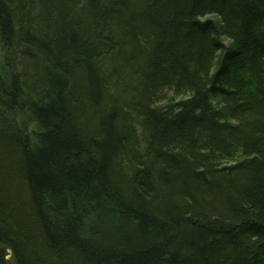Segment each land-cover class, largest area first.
I'll list each match as a JSON object with an SVG mask.
<instances>
[{
  "label": "trees",
  "instance_id": "trees-1",
  "mask_svg": "<svg viewBox=\"0 0 264 264\" xmlns=\"http://www.w3.org/2000/svg\"><path fill=\"white\" fill-rule=\"evenodd\" d=\"M0 46V264H264V0H0Z\"/></svg>",
  "mask_w": 264,
  "mask_h": 264
},
{
  "label": "rangeland",
  "instance_id": "rangeland-1",
  "mask_svg": "<svg viewBox=\"0 0 264 264\" xmlns=\"http://www.w3.org/2000/svg\"><path fill=\"white\" fill-rule=\"evenodd\" d=\"M208 17L215 18L216 16L210 15ZM224 42L227 43L228 42L227 39H224ZM12 73L13 71L11 65L9 64L8 55L5 49L0 46V77L6 80L12 75ZM16 115L19 123L22 125L24 124L27 127L28 132H31L32 129L36 128V124L34 123V121H32L29 115L26 114L25 112L18 111ZM230 162L232 161L230 160L227 161V163ZM8 260L10 261L11 264H13L11 255L9 256Z\"/></svg>",
  "mask_w": 264,
  "mask_h": 264
},
{
  "label": "water",
  "instance_id": "water-1",
  "mask_svg": "<svg viewBox=\"0 0 264 264\" xmlns=\"http://www.w3.org/2000/svg\"><path fill=\"white\" fill-rule=\"evenodd\" d=\"M6 251H7V254H6L5 258H9V256L11 255L10 249L7 248Z\"/></svg>",
  "mask_w": 264,
  "mask_h": 264
},
{
  "label": "bare ground",
  "instance_id": "bare-ground-1",
  "mask_svg": "<svg viewBox=\"0 0 264 264\" xmlns=\"http://www.w3.org/2000/svg\"><path fill=\"white\" fill-rule=\"evenodd\" d=\"M217 19H218V18H217V17H215V21H216ZM222 40H223L222 42H223V43H225L223 38H222ZM9 249H10V248H9Z\"/></svg>",
  "mask_w": 264,
  "mask_h": 264
}]
</instances>
